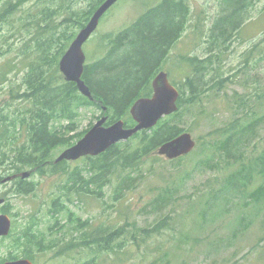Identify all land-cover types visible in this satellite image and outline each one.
<instances>
[{
	"label": "rangeland",
	"instance_id": "1",
	"mask_svg": "<svg viewBox=\"0 0 264 264\" xmlns=\"http://www.w3.org/2000/svg\"><path fill=\"white\" fill-rule=\"evenodd\" d=\"M18 1L0 0V13H4L6 7L12 8L10 13L0 17V72L7 70L6 77L0 80V106L8 104L11 86L21 83L29 69L31 57L37 51L34 38L39 17L36 14L43 1L27 0L16 4ZM159 1L119 0L114 4L83 47L86 64L98 61L110 50V47H104L107 34L115 35L129 28ZM189 3L191 13L186 29L170 49L163 70L169 72L175 85L185 86L184 81L192 70L190 64H183V56L206 58L214 51L219 55V65L216 67L219 72L216 74L220 78L217 80L226 79L223 87L212 91L210 97L202 95L200 104H192L178 118L172 119L193 135L196 140L193 151L175 159L159 155L157 150L143 156L135 167L116 170L110 175L111 181L97 196L79 195L75 190L63 189L67 186L68 171L76 168L84 170L87 156L67 161V171L59 174L43 175L30 168L25 169L33 171L26 179L35 183L34 191L18 194L16 179L0 185V196L3 193L8 198L13 220L12 235L0 244L1 258L15 245L20 231L32 222V230L39 235L38 241L31 245L35 264H80L92 257L98 264H264V202L258 205L253 203L246 208L242 196L236 195L234 200L229 201H223V197L215 200L208 191L210 188L219 191L227 173L212 172L206 165L210 156L206 145L208 133L231 119L228 110L241 116L244 103L246 110L251 109L259 115L264 113V96H256V92L264 93V0L250 5L242 27L234 29L240 30L235 34L232 31L231 38L221 46L214 44L210 35L214 22L224 14L223 1L189 0ZM73 6L78 7V4ZM27 15L31 18L26 19ZM27 43L31 49L25 48ZM229 97L236 101L230 103ZM216 106L221 111L209 115L208 111ZM100 116L103 117L101 111L94 107L83 109L76 132L93 127L102 118ZM259 134L264 141V125ZM66 148L57 147L52 152L53 157L56 159ZM0 171L5 170L0 166ZM7 174L11 176L15 173L8 171ZM125 176H129L127 179L130 181L133 179V184L128 187L124 198L122 193V198L117 200L114 190L120 183L125 185ZM262 182V177L258 176L251 189ZM171 191L174 198L167 205L156 208V204H153L156 196ZM58 196L72 212L73 220L91 221L92 226L86 230L90 228L89 232L95 233L94 237L116 228H121L122 234L109 246L89 244L81 247L75 245L74 251L67 249L69 241L78 235L77 232L73 234L77 223L70 221V217L69 220L64 219L68 210L53 216L52 203ZM166 217H169L167 221L171 227L153 232ZM123 226L134 229L137 235L135 241L140 245L130 244L133 239L130 236L127 250L123 249ZM22 246L17 250L18 254H22Z\"/></svg>",
	"mask_w": 264,
	"mask_h": 264
},
{
	"label": "trees",
	"instance_id": "2",
	"mask_svg": "<svg viewBox=\"0 0 264 264\" xmlns=\"http://www.w3.org/2000/svg\"><path fill=\"white\" fill-rule=\"evenodd\" d=\"M25 1L27 0H19L16 4ZM41 1L43 3H40L39 13L36 14L39 17L34 38L36 55L31 57L29 69L22 77L21 83L11 86L8 104L0 106V166L5 170L0 171V185L3 184L2 180L7 177L8 171L19 173L30 168L43 175L67 171L68 162L54 163L52 152L59 146H72L90 129L76 132L83 109L94 107L100 110L103 116L108 117L106 125L122 119L126 127H133L136 122L130 114L132 105L137 99L153 94V80L159 71L163 70L170 49L184 33L191 13L189 0H161L156 6L145 11L129 28L115 35L107 34L104 37V47H110V50L98 61L85 64L83 79L94 97V100H91L79 91L76 83L65 80L59 62L69 43L79 30L86 26L105 0H78L72 3L71 0ZM222 1L224 14L214 22L210 35L217 46L226 44L232 31L235 34L240 30L234 29L242 27L246 12H249L248 8L257 0ZM8 3L6 5H9ZM73 4H78V7ZM11 10L12 8L6 7L0 17ZM29 18L31 17L27 15L26 19ZM27 44L25 48L31 49L29 43ZM218 57L214 51L206 58L197 55L183 56V64H190L192 73L187 75L185 86L176 85L180 92L177 111L162 118L153 128L138 132L106 152L98 156H87L85 169L68 171L67 186L62 188L75 190L79 195H100L105 184L111 181L110 175L116 170L135 167L141 157L153 154L159 146L181 133L190 132L174 123L172 119L178 118L192 104H200L202 95L208 98L212 91L223 87L226 79L217 80L220 78L216 74L219 72L216 68L219 65ZM6 71L3 69L0 72V80L6 77ZM256 96H264L263 91L256 92ZM228 100L232 104L236 101L233 97ZM242 105L243 115L237 116L234 111L228 110L231 119L209 131V141L206 145L210 156L206 165L212 172L227 173L221 182V189L216 191L210 188L208 193L214 195L215 200L223 197V201L234 200L236 195L242 196L248 208L253 203L258 205L264 202V141L259 134L264 125V113L259 115L251 109L246 110L244 103ZM220 111L216 106L215 109L209 110L208 114L216 115ZM198 116L201 117L199 112ZM204 118L206 116L203 120ZM258 176L262 177L263 182L257 188L251 189ZM127 178L129 176L123 178L124 186L120 183L114 190L115 199H121L122 193L124 198L128 187L132 186L133 179L130 181ZM15 181L18 194L34 191L35 183L29 179L17 178ZM2 197H5V194L2 193ZM173 198L172 191L159 193L153 204H156L157 208L167 205ZM6 200L2 211L11 215V205L8 198ZM53 204L58 205L57 199ZM64 204L60 202V209L56 211L60 212ZM167 219L169 217L164 218L153 232L169 229L171 226ZM78 221L79 228L89 222H82L80 219ZM31 223L15 238V248L19 242L20 245L31 249V245L38 241L39 235L32 230ZM121 230L116 228L112 232L96 234L94 243L109 246L110 242H114L117 236L122 234ZM11 235L12 230L7 237ZM130 236L133 237L130 244L140 245L135 241L137 235L134 229L123 226V249L127 250ZM88 237L87 233L83 235L84 244L89 241ZM10 248L5 257H0V264L18 258L35 260L34 253L29 249H21L22 254H18ZM163 256L169 258L167 255ZM80 264L98 263L92 257Z\"/></svg>",
	"mask_w": 264,
	"mask_h": 264
},
{
	"label": "water",
	"instance_id": "3",
	"mask_svg": "<svg viewBox=\"0 0 264 264\" xmlns=\"http://www.w3.org/2000/svg\"><path fill=\"white\" fill-rule=\"evenodd\" d=\"M119 0H105L94 12L89 22L82 28L71 42L70 46L61 57L59 65L65 80L76 83L79 91L94 100L92 92L83 79L85 70L86 54L85 43L97 30L102 17ZM153 94L149 97L137 99L130 109V114L136 124L126 127L124 120H118L113 124L106 125L108 117L104 115L93 127L75 144L66 148L54 160V163L62 161H75L86 156H98L106 152L112 146L124 142L142 130L151 129L165 116L171 115L178 109L180 92L173 85L165 71L159 72L153 80ZM106 111V108L104 107ZM196 140L190 132H183L177 137L163 143L158 147L157 153L169 159L179 158L193 151ZM33 171L27 170L7 176L3 183L16 178L26 179ZM5 203V198L0 196V207ZM12 226L11 217L0 212V238L10 233ZM4 264H35L27 258L8 260Z\"/></svg>",
	"mask_w": 264,
	"mask_h": 264
},
{
	"label": "flooded vegetation",
	"instance_id": "4",
	"mask_svg": "<svg viewBox=\"0 0 264 264\" xmlns=\"http://www.w3.org/2000/svg\"><path fill=\"white\" fill-rule=\"evenodd\" d=\"M161 71H165V70H161ZM161 71H159V72H161ZM166 72V71H165ZM168 73V77H169V80H170V82L173 84V85H175L172 81H171V76L169 75V72H167ZM176 86V85H175ZM177 87V86H176ZM5 198V197H4ZM7 199V198H6ZM62 198L60 197V196H58L57 197V203H58V205L57 206H55L53 203H52V208H51V212H52V214H53V216H55L56 217V215H59L60 213H63L65 210H68L67 209V205H65L64 204V206H63V208H62V210L60 211V212H57L56 210H58V209H60V202H63V200L62 201H60ZM54 200H56V199H54ZM54 202V201H53ZM64 203V202H63ZM0 212L1 213H5V212H3L2 211V207H0ZM5 214H7V213H5ZM9 215V214H8ZM10 216V215H9ZM11 217V216H10ZM69 217H70V221H74V222H76L77 224H76V226L74 227V231H73V234H75L76 232H77V234L78 235H76V236H74L70 241H69V243L67 244V246L68 247H66L67 249L68 248H71L73 251H74V248H73V246H83V245H89V244H94V246H95V243H94V234L95 233H91V232H89V230H90V228H88L87 230H86V228L87 227H91L92 226V224H91V221L90 220H86V221H89L88 223H86L84 226H82V228H79L80 227V222L78 221V219L79 218H77V219H75V220H73V217L70 215V211L68 210V212L66 213V214H64V219H66V220H69ZM11 220H12V218H11ZM81 220V219H80ZM82 221V220H81ZM85 220L84 221H82V222H86ZM12 224H13V220H12ZM66 225V224H65ZM12 227V226H11ZM85 233H87L88 235H89V237H88V239H89V241L87 242V244H84L82 241H85L84 240V238H83V235L85 234ZM6 238H8V237H1L0 238V244L1 243H3L4 242V240L6 239ZM80 238V239H79ZM20 244H19V242H17V248H15V246H11V250H20ZM91 248H92V246H90ZM22 248H23V251H27L28 249L31 251V249H30V247H26V246H22Z\"/></svg>",
	"mask_w": 264,
	"mask_h": 264
}]
</instances>
